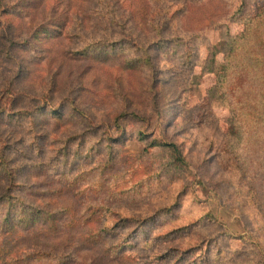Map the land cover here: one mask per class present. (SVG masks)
I'll return each instance as SVG.
<instances>
[{
    "label": "rangeland",
    "instance_id": "1",
    "mask_svg": "<svg viewBox=\"0 0 264 264\" xmlns=\"http://www.w3.org/2000/svg\"><path fill=\"white\" fill-rule=\"evenodd\" d=\"M189 1L206 0H108L94 12L87 0H0V196L12 189L42 211L34 231L0 232V264H263L264 179L238 167L241 122L223 96L208 99L218 80L203 65L224 60L226 38L264 0H215L206 11L218 22L200 28L183 16ZM160 15L179 38L155 60L153 104L152 70L81 53L105 41L138 59ZM22 109L33 122L10 114ZM151 141L176 143L184 161ZM47 211L51 229L39 223Z\"/></svg>",
    "mask_w": 264,
    "mask_h": 264
},
{
    "label": "trees",
    "instance_id": "2",
    "mask_svg": "<svg viewBox=\"0 0 264 264\" xmlns=\"http://www.w3.org/2000/svg\"><path fill=\"white\" fill-rule=\"evenodd\" d=\"M214 1L215 0H206L199 3L194 1L187 2L188 4L183 7V16L187 17V21L191 28H200L207 24H216V22H218L216 21L217 18L207 17L206 8H209ZM107 2L108 0H87L85 9L87 10L89 8V10H92V8H95L92 11L94 12L99 9V6H102L101 8H106ZM199 6L205 11L203 15L200 13L202 10ZM5 14H9V12L5 11ZM140 14V10L133 9L130 16L136 19ZM159 18L160 24L154 34V40L157 41H152L147 46L143 47L145 49L138 59L131 58L124 50L117 52H113L111 49L102 50V45L108 43L105 41H97L87 45L85 50L82 51L81 56L106 61L112 58V60H116L119 64L122 60L124 63L121 68L130 72L136 71L137 68L140 73H144L145 68L152 70L151 83L148 85L147 90L151 93L153 104H156L158 96L157 83L159 81L160 71L155 65V60L156 58L158 59V56L163 50H166L165 48L169 47L168 45H163L165 42L172 44L176 41V38H179L168 33V31L173 28V25L168 19L165 18L164 15H160ZM42 25H45L43 28L45 31H48V28H52V31L55 33L57 30L52 23L44 22ZM39 31L38 29L37 31L35 30L33 35L31 34L32 38H35ZM19 44H22V42L19 41ZM225 51V58L223 61H218L214 54L213 57L204 62L203 70L205 72L214 73L218 80L216 85L208 93V99L212 101L217 100V97L221 98V96H223L224 104L227 105L231 113V124H233L236 119L241 122L242 129L240 131L237 132V129L236 131L232 130V133L235 134L236 137L245 136L247 142L242 149H237V153L239 154L237 157L238 167L243 171L244 175L251 173V169L254 170L252 173L254 174V178L252 179L255 181L256 179L261 180V178L264 179V8L260 14L258 13V15L252 18L242 33L228 35L226 38ZM15 101V98L12 97L10 107L14 106ZM40 110H42V108H40ZM8 111H13V109L8 108ZM21 112L28 114L32 122L34 121L36 112L32 113L26 109L11 112L10 114L19 116ZM51 113L55 115L52 116L55 119L61 117L60 109L58 108L53 109ZM3 114V105H0V120ZM161 144L172 148L174 153H179L177 155L178 160L184 161L176 143L150 142L152 146H159ZM148 148L149 147H147V149ZM262 183L264 185V181ZM11 190L12 189H8L5 195L0 196L1 204L7 207V210L3 214L1 223L3 227L0 229V232L4 235H8L14 228L18 227L19 229L27 228L28 231H34V227L38 222L37 213L40 215L42 211H38L39 208L35 206L34 203L30 204L28 202L29 205L26 204L23 198L17 196V194ZM262 198H264V194ZM17 208L19 209L18 212H16ZM44 214V219L39 223L41 227L43 225H48L51 229V227H53V221L50 223V219H53V214H51V211L44 212ZM47 217L48 220H46ZM57 228L58 226L55 227V229ZM41 233L44 234V231L41 230ZM247 238L251 239V235L245 239ZM262 263L264 264V258Z\"/></svg>",
    "mask_w": 264,
    "mask_h": 264
}]
</instances>
